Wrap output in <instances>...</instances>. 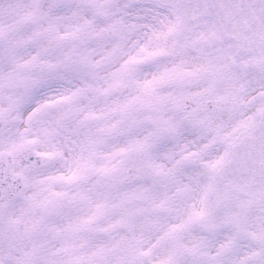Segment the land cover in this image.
Returning <instances> with one entry per match:
<instances>
[{"label": "snow or ice", "instance_id": "1", "mask_svg": "<svg viewBox=\"0 0 264 264\" xmlns=\"http://www.w3.org/2000/svg\"><path fill=\"white\" fill-rule=\"evenodd\" d=\"M0 264H264V0H0Z\"/></svg>", "mask_w": 264, "mask_h": 264}]
</instances>
